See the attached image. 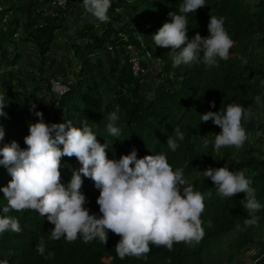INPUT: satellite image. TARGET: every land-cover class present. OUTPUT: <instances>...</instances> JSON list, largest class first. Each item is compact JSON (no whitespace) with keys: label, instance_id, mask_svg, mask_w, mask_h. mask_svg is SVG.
<instances>
[{"label":"trees","instance_id":"obj_1","mask_svg":"<svg viewBox=\"0 0 264 264\" xmlns=\"http://www.w3.org/2000/svg\"><path fill=\"white\" fill-rule=\"evenodd\" d=\"M3 3L8 21L0 24V93L5 94L7 103L3 110L6 116L0 117L5 131L0 147L15 141L25 149L23 138L28 135V125L37 122L35 112H41L49 124L71 121L82 127L86 122L98 142L108 144V159L118 160L133 148L138 159L164 154L173 170L183 168L185 179L204 195L205 209L200 219L205 234L199 242L174 243L171 251L150 243L146 258L120 259L115 251L120 237L111 231L105 245L99 239L84 243L79 236L70 243L63 237L53 241L49 234L54 225L46 217L35 210H12L7 215L19 220L21 232L0 234V260L8 264H242L235 263L234 257L254 249L245 263L264 264V145H257L264 139V111L254 100L259 95L264 102V0L253 5L244 0H205V7L186 14L189 39L196 33L209 35V16L225 18L224 27L234 43L228 59L218 60L219 67L212 68L202 63L174 68L168 54L171 49L154 44L151 36L171 22L169 12L181 14L182 0H111L109 22L91 21L84 13L85 22L73 29L72 36L70 7L54 8L52 0ZM68 35L71 40L65 44L63 57L70 75H58L50 70L48 57L54 45ZM29 54L35 58V65L26 59ZM132 58L142 70L138 75L132 71ZM59 78L67 87L60 97L50 90V80ZM210 102L215 107L210 108ZM231 103L252 108L251 118L242 120L247 140L242 148L222 147L217 155L214 134L221 129L212 121L201 122L199 114L218 112ZM116 106L120 117L116 126L121 128L118 138L106 130L107 118ZM177 127L184 133V140H177L179 147L172 151L166 141L170 136L175 139ZM205 135L211 141L207 148L200 139ZM224 166L233 172L247 169L245 174L262 205L256 213L260 218L257 226H243L249 216L241 203L244 193L222 198L213 182L198 173ZM80 167L75 157H62L61 183L67 186L72 171ZM82 179L85 207L90 214L100 215L96 204L99 190L90 179ZM10 180L7 169L0 165V187H6ZM4 206L6 201L0 192V216ZM238 224L244 230H239ZM234 230L238 235L225 259H206L211 244ZM40 239L45 240V255L54 252L53 259L35 251Z\"/></svg>","mask_w":264,"mask_h":264},{"label":"clouds","instance_id":"obj_2","mask_svg":"<svg viewBox=\"0 0 264 264\" xmlns=\"http://www.w3.org/2000/svg\"><path fill=\"white\" fill-rule=\"evenodd\" d=\"M85 11L101 23L109 22L107 15L111 0H80ZM205 7V0H182L179 13L171 11L166 22L151 36L155 46L170 48L168 53L172 66L202 63L207 68L219 67L218 60H227L234 41L227 33L224 17L209 16L207 37L196 33L188 38L186 14ZM264 87V81H261ZM255 103L264 107L257 95ZM5 94L0 93V117H5ZM209 107H215L214 102ZM35 109V105H32ZM119 106L109 114L106 130L112 137L121 135L116 126L120 119ZM252 108H244L235 103L228 104L218 112L208 111L199 114L201 122L212 121L221 131L214 134V151L219 155L222 147L242 148L247 134L242 120L252 116ZM37 122L28 125V135L23 138L26 145L21 149L15 142L0 147V165L4 166L11 180L6 187H0L6 206L0 216V234L20 233L21 226L17 218L7 215L10 211L21 212L35 210L41 217L54 225L49 239L74 242L78 236L84 243L99 239L107 243L108 232L118 235L120 240L115 251L120 259L126 256L144 257L150 251L149 244L164 246L169 251L174 243L199 242L204 236L200 216L205 209L204 195L195 191L185 179L183 168L175 171L169 165L164 154L146 155L137 158L133 148L128 155L117 159H108V144H101L91 127L84 122L76 127L71 121L65 123H45L43 113L35 112ZM175 139L169 137L166 144L176 151L177 140H184V133L174 129ZM5 131L0 124V142ZM202 146L207 148L211 142L207 135L200 137ZM62 145V148L59 147ZM75 157L81 167L73 170L67 186L61 183V158ZM247 169L230 171L227 166L208 167L198 173L202 178L212 181L216 194L222 198H231L244 193L241 201L248 212L243 226H257L262 205L256 199L252 180L246 176ZM88 178L99 190L96 204L100 215L90 214L85 207L87 201L81 193L83 179ZM212 195L211 190L208 196ZM209 226L211 222L209 221ZM239 230H244L238 224ZM35 251L45 259H53L54 252L46 253L44 239L36 244ZM0 264H8L0 260Z\"/></svg>","mask_w":264,"mask_h":264},{"label":"rangeland","instance_id":"obj_3","mask_svg":"<svg viewBox=\"0 0 264 264\" xmlns=\"http://www.w3.org/2000/svg\"><path fill=\"white\" fill-rule=\"evenodd\" d=\"M259 0H244V3L247 4V3H250L251 5L257 3ZM73 8H72V7ZM67 7H70V10H71V13H76L74 14L73 16L71 15L70 13V16L69 18H71L70 20V23H69V27H79L78 25H80L81 23H84L85 22V19L84 17H86V15H88V19L91 20V21H94L95 18L91 16V14L87 13L85 11V9L83 8L82 6V3L79 1L77 4H70L69 0H67L66 2V6L65 8ZM64 9V8H63ZM68 9V8H67ZM76 9L78 11H76ZM80 12H82V14L80 15ZM84 13H86V15L84 16ZM94 19V20H93ZM80 28V27H79ZM70 36H72V34H70ZM74 36V35H73ZM69 37V36H68ZM67 41H70L71 39L70 38H66ZM62 52V51H61ZM52 58V57H51ZM29 59H32L31 57H29ZM61 59V58H60ZM59 59V60H60ZM62 62H64V65L67 66V60H60ZM51 63V62H49ZM150 78H152V76H150ZM59 82L61 83H64V81L62 79H57ZM144 85L147 86V83L145 80L143 81ZM262 111H264V107H261ZM257 145L259 147H262L264 145V139L260 140L259 142H257ZM264 233V231H263ZM237 231H232V232H229L227 233L226 235H224L223 237H221L220 239L216 240L215 242H213L211 244V249L210 251H208V254L206 253L205 256H206V259H209V261L211 262H215V261H218V262H222L223 259H225V256L228 255L229 253V249L231 247V245L233 244V242L236 240L237 238ZM264 238V236H263ZM216 250V251H213L215 252L214 255H212L210 252L211 250ZM255 253L254 249H251V250H247V252H244L243 254H240V255H237L235 256V263H240V262H243L242 264H246L245 262L248 261L249 257L251 255H253ZM215 257H217L218 259H215ZM225 261V260H224ZM215 264V263H214ZM222 264H226L225 262H223Z\"/></svg>","mask_w":264,"mask_h":264},{"label":"crops","instance_id":"obj_4","mask_svg":"<svg viewBox=\"0 0 264 264\" xmlns=\"http://www.w3.org/2000/svg\"><path fill=\"white\" fill-rule=\"evenodd\" d=\"M80 0H69L70 4H77ZM81 2V1H80ZM82 3V2H81ZM72 7V6H71ZM73 8V7H72ZM76 11H78L76 9ZM76 13H71V15L73 16ZM82 14V12H80V15ZM79 26V25H78ZM80 27V26H79ZM70 33H72L73 29L75 27H70ZM69 36V35H68ZM68 36H66L65 38L63 37V39L59 40L57 44L54 45L53 49H52V53H51V57H48V62L49 66H50V70L53 71L54 73H57L58 75L60 74H64V75H70V71L68 70L67 66L64 65V62L60 61V60H64V52H65V48H66V43L68 42L66 40V38H69ZM62 51V52H61ZM29 57H31L32 59H29ZM61 58V59H60ZM26 59L31 62L33 65H35V58L33 57L32 54H29L26 56ZM60 59V60H59Z\"/></svg>","mask_w":264,"mask_h":264},{"label":"built area","instance_id":"obj_5","mask_svg":"<svg viewBox=\"0 0 264 264\" xmlns=\"http://www.w3.org/2000/svg\"><path fill=\"white\" fill-rule=\"evenodd\" d=\"M66 2L67 0H52V5L54 6V8L63 9L66 6ZM7 21H8V16L4 11V3L3 0H0V24H5ZM14 37L18 38V34H15ZM131 63H132V71L134 75H138L140 72H142L137 59L132 58ZM50 90L53 94L60 97L66 93L67 87L61 84L59 81L51 79Z\"/></svg>","mask_w":264,"mask_h":264}]
</instances>
